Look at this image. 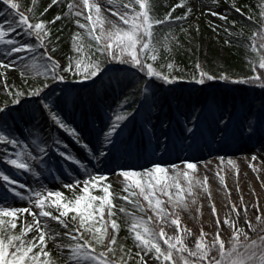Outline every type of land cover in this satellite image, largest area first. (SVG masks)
<instances>
[{
    "label": "snow or ice",
    "instance_id": "6c2138e0",
    "mask_svg": "<svg viewBox=\"0 0 264 264\" xmlns=\"http://www.w3.org/2000/svg\"><path fill=\"white\" fill-rule=\"evenodd\" d=\"M213 2L219 7L218 0ZM58 3L59 0H52V5ZM83 4L88 9L85 18L91 26L77 22L78 27L85 29L95 42L91 47L100 58L80 59L82 48L76 43L77 33L72 45L75 60L69 56L64 65L54 59L48 49L52 44L50 51L54 53L55 42L59 40L58 36L53 38L48 24H56L63 17L56 15L50 22L38 18L37 0H32L27 12L21 10L17 0H0L3 6L0 10V69L4 70L5 87L9 88L7 94L10 96V100L0 106V264H56L51 253L45 251L46 239L56 242L64 264H264V207L259 205L258 197L254 208L261 214H254V219L244 204L243 194L231 204L230 212L235 215L223 220L212 203L211 214L216 217L214 238L209 242L208 233L201 228L198 238L194 239V247L187 245L185 234H192L182 226L180 218L182 212H190L197 204L201 190L211 199L209 178L207 175L198 177L197 161L180 157L181 152L187 153L197 146L207 132L221 143L229 136L257 139L260 153L264 154V19L249 45L251 52L257 54L255 59L249 60L252 74L246 78L220 77L234 85H250L261 90L259 107L253 111L250 105L247 114L237 122L230 113L209 119L203 107H192L184 112L177 102L175 133L169 135L165 131L156 136L151 109L157 106L162 109L163 103L154 89L173 85L178 79L171 75L174 69L171 62L166 65L168 74L158 70L156 62L162 51L171 54L174 48L183 46L174 29L180 22H187L192 7L180 0L160 17L154 14L155 0H127L126 3L107 0V4L112 5L111 16L116 20L110 22L109 29H104L99 0L94 3L83 0ZM73 8L68 4V15L73 13ZM177 8L185 11L173 16ZM232 8L244 15L235 4ZM82 14L75 12L76 16ZM206 14L223 22L213 24L210 21L213 32L228 37L238 35L231 30L236 21H229L225 13L209 7ZM261 16L264 17V7ZM34 18L35 23L31 22ZM97 26L100 33L94 34ZM164 30L167 34L158 35ZM182 31L188 35L187 29ZM191 39L188 36L189 43ZM37 60L42 61L43 72L36 75H43V83L11 90L6 73L18 69L26 81L25 71L41 67ZM195 67L199 70L195 84L204 85L216 79L200 64ZM109 73L124 74L108 81L107 87L119 93L114 101L115 108L109 106L102 124L86 122L83 129L76 127L66 114L65 86H71L68 76L72 77V84L95 90L98 85L104 86ZM134 84H142L138 93L131 92ZM125 88L130 91L125 93ZM103 98L93 93L86 102L95 106ZM140 118L141 138L134 145L129 125L135 127ZM160 125L168 129L171 122L161 121ZM93 133L94 138L90 139ZM64 137L81 151L70 150ZM173 153L179 163L165 160ZM217 158L225 174L217 171L215 178L227 188L230 169L235 174L234 184L239 192V165L231 158L226 162L223 156ZM251 160H257V155L253 154ZM249 167L257 171L254 165L249 164ZM110 176L122 178L123 191L128 193L119 199L143 213L148 209L141 203L142 197L154 213V217L144 219L124 207L119 208V212L132 220L129 232L137 249L134 252L124 246L117 247L120 225L112 218L116 212L113 211L112 183L107 182ZM19 177H27L31 182ZM52 182L59 187H51ZM64 189L71 192V196H66ZM228 195H232L231 191ZM250 195L256 193L251 191ZM240 205H244L243 212ZM242 216L246 218L250 233L238 227ZM53 221L63 231L52 227ZM223 225L231 229L227 244L221 238ZM172 226L179 235H168L165 229Z\"/></svg>",
    "mask_w": 264,
    "mask_h": 264
},
{
    "label": "rangeland",
    "instance_id": "374dc122",
    "mask_svg": "<svg viewBox=\"0 0 264 264\" xmlns=\"http://www.w3.org/2000/svg\"><path fill=\"white\" fill-rule=\"evenodd\" d=\"M42 1L45 3L44 8H48L50 5H52V0H37ZM93 3L96 2V0H91ZM236 0H218L219 7L216 6V4L213 2V0H184V3L188 7H192L193 12L188 17L187 22H180V32L184 33L182 29L188 30V35L191 38L194 37V31L200 27L203 26V22H207L206 29L209 31L210 36L212 39L217 42H223L229 37L226 36V34L220 33L217 34L212 31V28L209 26V22L211 21L213 24H223V22L218 21L216 17H212L207 15V10L209 7H213L216 11L225 13L228 16V9L233 5V3ZM102 6L101 16L104 20L103 27L104 29H109L111 27V21H115L116 18H112L108 13L110 12V9L112 8V5L107 4V0H99ZM120 3H126L125 0H119ZM68 4H72L74 6L73 13L71 15H68ZM2 5H0V10H2ZM54 9L55 15H61L63 17V22L65 23L67 27V36H66V48L69 56H72L75 60L76 53L72 51V45L74 43L73 37L76 36L77 33H79V36L76 39V43L80 45L82 48V54L80 55V59L82 60H88V57H94L93 59H98L99 53H95V50L93 47H91L95 42L91 41L90 37L87 34V31L85 29H80L78 27V23H84L91 26L90 22L85 18L88 15V9L84 6L83 0H59L58 5H52ZM43 8V9H44ZM108 9V10H106ZM183 9V8H182ZM75 12H82L83 14L80 16H76ZM231 21V19L229 20ZM35 23L34 21H31ZM231 27V25H229ZM234 33H238L239 28L235 26V28L231 29ZM175 32V31H174ZM100 33V27L97 26L96 32L94 34ZM167 34V30H164L162 32L161 37L163 35ZM185 34V33H184ZM176 37L180 40V35L175 32ZM182 51L181 54L188 53L190 51V48L187 45H184L179 48H174L173 52L171 54L161 52L160 58L156 62V67L158 70L163 71V68H167L166 65L171 62L174 65V69L180 71L183 73L182 79H177V83L173 85H169L171 88L174 89H181L182 87L186 88H196V84L193 82L194 74L195 72L193 70L188 69L184 65L180 63L178 60L179 52ZM92 53V54H91ZM31 55V54H29ZM86 55V59H83V56ZM61 64L62 61L58 58H56ZM37 63L41 65V67L32 70L31 72L25 71V77L26 80H35L43 83V75H36V73H42L43 67H42V61L37 60ZM111 67H120L118 65H110ZM67 75V74H66ZM117 78L123 77V73H114ZM175 76L174 74H172ZM4 70L0 69V93L8 95L9 88L5 87V79H4ZM7 85L10 86L11 90L17 89V87L24 84L25 78H22L21 71L18 69H10L7 73ZM176 77V76H175ZM70 79H72L71 76H68V81L72 82ZM184 83L185 85H183ZM79 87H82L81 85H77ZM67 88L66 91V114L69 116L70 120L74 121L75 126L83 129L85 127L86 122L87 123H103V116L105 112L108 109L101 110L96 105H91L90 112L86 115H83L82 108L79 106V103L77 100L73 98L68 97L69 93V87L65 86ZM141 85H132L131 91H137L139 92ZM124 92L130 91L129 88H125L123 90ZM111 96L110 93L106 94V98L109 99ZM172 101L175 102L176 97L174 94L171 95ZM111 102V106L115 108V101ZM194 99L195 104L200 106L201 108L205 107V99L202 97L200 93H194ZM259 107V106H258ZM249 107H247L248 112ZM253 109V107H252ZM147 112L148 110L145 109ZM151 115H152V124L155 125V135L159 136L162 132L167 131L169 135H171L172 131V122L171 127L168 129H164L161 127V115L158 113V111L155 110V108L151 109ZM236 116H234L235 118ZM141 119H138V122L136 126L129 125V132L132 134L133 138V144L135 145L136 142L141 138ZM234 120V119H233ZM235 121V120H234ZM94 133L92 134V137L90 139L94 138ZM219 136V133L216 134ZM66 142L69 143L70 150L73 152H80L81 149H79L78 146L71 143V141L67 140V137H64ZM184 155H195V160L197 161V167H198V177L203 178V176L207 175L209 178V186L211 188V199L207 197L206 194L202 192V190L199 193L197 204L192 206L191 211H185L180 214L181 218V224L182 226L186 227L189 232L192 235L185 234L186 236V242L187 245L190 247H194V239L198 238V232L202 228L205 232L208 233V241L211 242L214 238V234H212L209 230H205L207 226H214L215 218L211 214V204L215 203V201L218 199L223 204L225 203V206H223L225 209V218H228L229 216H234V213L230 212L231 204L237 202L238 196L243 194L241 191V186L239 185L240 191H236V187L234 184V172H232L230 169L227 172V188H225L224 185H221L219 183V180L215 178L216 172L220 171L221 174H225V170L221 167H219L220 160L217 157H225V160L231 158L235 160V162L239 165L241 176H240V182L245 183V194L244 196V204L248 206L249 208V215L255 218V215H259L260 210L257 208H254V205L256 203V197L254 195H250L251 191H254L256 194L260 196L259 203L264 207V186H262V181H264V154L260 153V146L257 141V139L247 140V139H237V142L233 141V138L231 136L228 137V139L221 143L218 139H213L212 133L207 132L204 139L200 140L193 149H191L189 152L184 153L181 152ZM253 154L257 155V160L252 161L251 156ZM172 162L179 163L178 159H170ZM209 162V163H206ZM249 164H252L256 167L257 171L253 172L252 168L249 167ZM229 173V174H228ZM20 180L25 182H31L27 177H19ZM108 183H112V193L114 195L113 203L115 205L116 209V217L118 221H122L124 224L131 226L132 220L130 217L125 216L123 213L119 212L120 207L126 208L129 212H131L133 215L137 217H142L144 219H147L148 216H153L154 213L151 211L150 208H148L147 202L143 201L142 197L140 198L141 203L145 206L147 214L141 213L137 208H134L133 205L128 204L126 201L119 199L120 196H127L128 193L123 191V183L122 178L116 177V176H110L108 178ZM53 188L59 187V185L56 182H52L50 185ZM64 194L66 196H71V192H69L67 189H64ZM231 191L232 195L229 196L228 193ZM100 194V193H96ZM135 199V197H133ZM165 199H167L165 197ZM259 204V205H260ZM260 205V206H261ZM241 212H243L244 205H240ZM27 216V214H24ZM221 220L225 219L220 216ZM28 219H31L28 217ZM245 219L243 216L238 224V227L244 228L246 232L250 233V229L247 227L245 223ZM155 223L158 225L159 221H155ZM52 227L63 231L59 225L56 224V222H51ZM175 226H172L171 228H166L165 231L168 233L169 236L172 235H179L175 230ZM216 231V228H215ZM221 238L225 240L226 244L231 238V229H227L224 225L220 228ZM32 235L31 233L29 234ZM212 236V237H211ZM229 236V237H228ZM59 242V241H57ZM66 241V238L64 240ZM47 248L45 251H48L51 253L52 259L56 261V264H64L63 259L61 258L60 252L57 250L56 242H53L52 240H47ZM133 252L136 251L133 242H132V249ZM66 251V250H65Z\"/></svg>",
    "mask_w": 264,
    "mask_h": 264
},
{
    "label": "trees",
    "instance_id": "16d2710c",
    "mask_svg": "<svg viewBox=\"0 0 264 264\" xmlns=\"http://www.w3.org/2000/svg\"><path fill=\"white\" fill-rule=\"evenodd\" d=\"M127 2V0H125ZM21 4V10L27 12L29 8L32 7V0H17ZM180 0H155L154 14L162 17L171 7L179 3ZM233 4L239 7L244 13L241 16L239 13L235 12L234 8L228 9L229 20H235L236 26L239 28L238 35H233L223 42H215L206 29L207 22H203V26L199 28V31H194V37L189 43L188 36L180 32L179 24L174 29L180 35V41L184 45L190 48L188 53L181 54L180 51L178 55V60L182 65L195 72L193 82L199 76V70L195 67L196 64H200L203 69L209 74L216 77L213 81H207L204 85L196 84V88L190 89L182 87L181 89L171 88L169 85H163L154 89L156 96L163 103V108L159 106L155 107L161 115V120L165 123L169 122V117L172 118L173 112L177 111V102L181 110H188V108L198 106L195 104L194 93H200L205 99V106L209 113L217 114L218 110L224 111L225 108L230 111H234L238 114L239 118H243L246 115L247 107L251 105L253 111H255L260 103L261 90L254 89L250 85H234L229 82H225L220 77L222 75H229L231 78H246L251 75L249 60L256 58L257 54L252 53L249 45L251 44V38L255 36L256 31L261 26V20L264 17L261 16V8L264 7V0H236ZM45 3L42 1H37V17L42 18L45 22H50L55 18L54 9L51 7L47 13L42 17L40 13L43 12ZM44 8V9H43ZM49 8V7H48ZM185 9L177 8L173 16L181 14ZM251 16L250 20L248 17ZM32 21L36 22L34 18ZM48 26L52 29V36L55 39L56 36L59 40L55 42L56 51L51 52L52 44L48 45L49 54L53 56L54 59L58 58L62 61L64 65L68 62L69 54L66 48V36L67 27L63 20L57 21L56 24L49 23ZM162 33H158L161 36ZM27 40V38H24ZM226 41H231L227 43ZM41 52L44 49H40ZM92 54V53H91ZM86 55L83 59H86ZM94 57H90L93 59ZM89 59V57H88ZM165 74H168L169 70L163 68ZM174 74L177 78L182 79L183 73L173 69L171 75ZM117 78L114 73H109L108 77H105L104 86L98 85L95 90L86 89L72 82L68 81L69 87V98H75L79 103V106L89 111L91 104L86 101L90 96L95 93L97 96L104 97L100 103L95 104L100 109H106L111 105L112 100L119 94L113 89L108 88V81L110 78ZM72 81V79H70ZM41 84L39 81L26 80L24 84L17 87L19 88H30L32 85ZM159 85V81H157ZM185 85L184 83H182ZM16 89H13V91ZM126 91L125 93H128ZM133 93H138L137 91H131ZM105 93H110L109 99L106 98ZM174 94L176 97L175 102L172 101L171 95ZM6 100H10V96L0 93V106L4 104ZM177 128H175L176 131ZM94 192L98 193L97 190ZM116 212V209H113ZM147 214L146 212H143ZM116 219L117 223L120 225V231L117 236V247L124 246L129 250L132 249V234L129 232L130 226L124 224L122 221H118L117 217H112ZM19 230V227L18 229ZM111 230V229H110ZM163 245V241H161ZM166 247V245H163ZM132 251V250H131Z\"/></svg>",
    "mask_w": 264,
    "mask_h": 264
},
{
    "label": "bare ground",
    "instance_id": "6f19581e",
    "mask_svg": "<svg viewBox=\"0 0 264 264\" xmlns=\"http://www.w3.org/2000/svg\"><path fill=\"white\" fill-rule=\"evenodd\" d=\"M89 3H93L91 0H89ZM110 16H111V13H108ZM112 17V16H111ZM113 19L115 17H112ZM180 157L181 158H194L195 159V155H184L183 153H180ZM170 159H177V155L175 153H173L170 157H165V160H170ZM226 162V160H225ZM220 166V164H219ZM229 174V173H228ZM241 186V191L243 194H245V183L242 182L241 184H239ZM254 197H256V200H257V197L259 198L260 200V196L258 194H256ZM234 203H236L234 201ZM260 204V203H259ZM215 205H216V210H217V215L220 217L222 215L223 218H225L224 214H225V209H223L225 206V203L223 204L221 201H219L218 199L215 201ZM261 205V204H260ZM262 206V205H261ZM214 218L216 219V217L214 216ZM226 228H227V225H224ZM228 229V228H227ZM205 230H209L212 234H214L215 232V228H213L212 226H207ZM212 237V236H211ZM229 237V236H228Z\"/></svg>",
    "mask_w": 264,
    "mask_h": 264
}]
</instances>
